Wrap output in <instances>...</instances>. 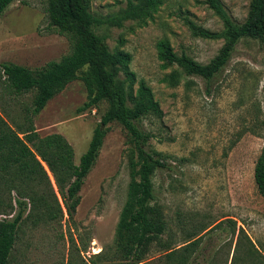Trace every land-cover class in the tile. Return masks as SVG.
<instances>
[{
  "label": "rangeland",
  "instance_id": "374dc122",
  "mask_svg": "<svg viewBox=\"0 0 264 264\" xmlns=\"http://www.w3.org/2000/svg\"><path fill=\"white\" fill-rule=\"evenodd\" d=\"M234 23H242L250 0H220ZM97 17L117 11L127 0H90ZM46 0H15L0 16V61L32 70L70 52V42L48 23ZM220 31L221 18L205 0H162L157 11L139 25L127 20L122 27L95 26L110 50L131 54L128 68L151 88L163 115L143 117L140 127L154 133L150 140L165 155L169 167L153 175L154 202L162 206L174 244L202 225L232 219L205 234L204 256L191 264H230L239 227L264 255V197L254 182V165L264 149V45L257 39H240L222 70L210 81L187 75L176 65L163 68L156 43L167 40L177 53L208 63L223 39L193 35L188 22ZM178 80L169 79L173 70ZM76 79L56 93L34 117L39 135L60 133L74 149L75 163L88 147L94 128L107 107L102 101L79 111L88 101L82 80ZM122 76V73H120ZM28 104L31 94L22 97ZM8 122H22L24 113L12 104ZM108 131L96 161L83 180L80 203L72 219L33 225L31 218L18 231L12 264H111L114 235L129 182L132 144L117 122ZM15 192L0 188V219L9 218L6 207ZM228 224L230 226H228ZM206 231V230H205ZM205 231L200 233L203 234ZM166 234L163 238L169 237ZM210 238V239H209ZM210 257V258H209ZM163 252L152 244L141 264H166ZM253 262L251 258L241 263ZM140 264V263H139Z\"/></svg>",
  "mask_w": 264,
  "mask_h": 264
},
{
  "label": "trees",
  "instance_id": "16d2710c",
  "mask_svg": "<svg viewBox=\"0 0 264 264\" xmlns=\"http://www.w3.org/2000/svg\"><path fill=\"white\" fill-rule=\"evenodd\" d=\"M14 1L0 0V16ZM205 2L221 18L222 30L211 31L190 21L188 24L195 36L223 39L222 46L208 63H199L185 53L177 54L164 39L156 43V49L163 68L176 65L187 75L210 81L226 65L240 39H257L264 45V0H250L242 23L230 19L220 0ZM161 3L162 0H127L125 7L97 17L91 10L90 0H46L48 23L68 38L70 52L34 70L0 61V188L16 194V206L11 198L6 204L8 215L13 212L12 216L0 219V264H12V248L28 218L34 226L59 221L65 214L73 218L80 203L83 180L96 161L108 131L107 124L111 122L124 128L133 153L129 160L126 198L114 235V256L118 259L111 264H141L152 244L163 252L166 264H191L196 258L205 257L201 246L205 234L225 222H230L231 229L235 230L236 222L226 219L212 226L202 225L198 231L188 233L181 246L174 244L162 206L154 202L153 190L155 171L169 165L166 156L150 143L154 133L143 130L139 124L143 117L161 118L163 112L144 80L134 89L135 74L128 68L131 54L110 50L95 31V26L100 24L122 27L127 20L143 25ZM83 67L86 70L82 80L89 99L79 111L102 101L107 107L87 149L75 163L74 149L68 140L60 133L39 135L34 117L56 93L77 78ZM169 79L177 81L178 71L174 69ZM26 94H31L29 105L22 101ZM12 104L24 113L23 121H13L14 126L7 119ZM253 176L259 194L264 197V149L255 162ZM202 231L205 232L200 235ZM166 234L170 236L163 238ZM247 258L253 262L241 263ZM227 259L223 264H227ZM230 264H264V255L240 227Z\"/></svg>",
  "mask_w": 264,
  "mask_h": 264
}]
</instances>
